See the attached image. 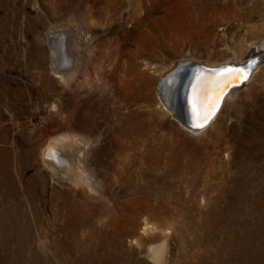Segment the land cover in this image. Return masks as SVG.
<instances>
[{"label": "rangeland", "instance_id": "rangeland-1", "mask_svg": "<svg viewBox=\"0 0 264 264\" xmlns=\"http://www.w3.org/2000/svg\"><path fill=\"white\" fill-rule=\"evenodd\" d=\"M61 27L73 31L84 73L71 84L52 69L48 32ZM252 42L264 45V0H0V264H153L149 248L168 230L175 264H243L232 232H202L200 201L218 193L207 157L223 175L253 151L263 160L264 264V66L203 134L173 118L158 93L182 58L223 62ZM125 75L134 77L127 89ZM63 134L78 138L97 192L44 162ZM215 140L238 144L228 155Z\"/></svg>", "mask_w": 264, "mask_h": 264}, {"label": "bare ground", "instance_id": "bare-ground-1", "mask_svg": "<svg viewBox=\"0 0 264 264\" xmlns=\"http://www.w3.org/2000/svg\"><path fill=\"white\" fill-rule=\"evenodd\" d=\"M229 1H233V0H229ZM48 38H49V45L52 51V69L53 72L55 73V76L63 80L66 84L73 83L74 80L77 79L81 73H83L80 68V62H79L80 52L73 31L67 27L54 28L52 30H49ZM69 56L73 58L72 62L68 60ZM263 60H264V45L261 42L250 43L247 48L246 55L245 54L240 55L238 53H235L234 56L223 60V62H215L209 64L195 58H182L178 62L176 61L177 63L173 64V66L167 68L164 71L161 79L162 84L161 86L159 85V90H158L160 100L163 104L164 109L169 111L173 116V110L168 106L167 100L169 99L173 100L174 96H176L177 97L176 101L178 102V97H179L178 94L180 93V90L178 94L176 93L177 95L175 94V90L177 86L181 84V81H184V78L186 77L185 76L186 72H188L187 71L188 68L185 66L190 65L191 62H194L196 64L202 63L211 68L217 66H224L225 64H244L250 61L256 63L257 68L251 74L249 80L245 82L241 88H237L231 91L225 97L222 106L223 108L224 105L227 103V101L235 100L241 92L249 89L251 83L258 77L261 70L263 69L264 66ZM217 73L218 72L215 73L208 72L202 74L200 80L195 85V88L202 80L213 81L217 79V75H216ZM102 75L105 77V74ZM195 77H197V75ZM133 78L134 77L131 75L123 76L120 81L121 88L125 87V89H127L130 86ZM234 84H241V82H236ZM234 84L229 85L225 91L227 92V90ZM206 96L208 98V101L214 99L215 92L213 90L212 84H209V90L207 91ZM192 97H193V92H192ZM221 110L219 111L218 114L215 113L213 116H211L208 123L203 128L200 129H193L188 126H184L182 122H180L179 120L178 121L190 132L198 135L203 134L211 126L216 124L217 120L219 119L220 116L219 114ZM59 111H60V105L55 102L52 105V112L59 113ZM223 140H219L217 142L215 140V143L214 142L213 143L215 147L220 148V151L222 150V146L224 145L226 151L229 153L228 155H231L230 153L235 150V146H237L238 143L225 140V143L222 142L221 144V141ZM79 144L80 142L76 136L70 134H63L60 137L53 139L49 143V145H47L46 149L43 151V155H42L43 160L46 163V165L48 164V166L52 168L55 174L58 175L59 177L68 180V182L70 181L75 185H86L91 189V191L97 192L93 183V178H91L88 170L86 169V166L82 164L83 163L81 161V156L83 155L82 152H78L74 148ZM256 150L260 151L258 147L256 148ZM214 154L216 153L214 152ZM249 155H250L249 158L247 156H242L241 158L236 159L235 161L233 160H230L229 162L226 161L228 163L229 169L223 175H219L218 172V169L221 168V166H219L217 162L218 158L215 155H211L209 156V158L207 157V159H209L205 164L208 168L207 176L209 178V181L211 182L210 183L211 186L214 187V189L217 190L218 193L213 197H209L207 194L202 195L203 198L200 201V204H202L203 208H207L208 210L203 212L204 220L202 222L201 229L203 230L202 232L207 236H211L212 234L214 235L215 233V235H220L221 239H225L229 234V232H232V234H234L239 240L237 246H239L241 243L243 244L240 247V249H242L241 252L235 255V258L237 259L236 261H238V263H243V264H256V259L258 255L257 240L259 237V221H260L259 202H258V197H259L258 180H259V173L262 169L261 162L263 160L258 159L256 157L257 154H255L254 151L252 155L251 154ZM187 169L188 171H195V169L197 168H195L193 165L189 163L187 164ZM148 229L150 228L145 227L143 231L147 232ZM172 235H173L172 231L168 230L164 238H162V240H160L157 244H154L149 248L150 250L148 253V257H149L148 259L151 263L175 264V259L173 257V246H172L174 237ZM200 248L202 249V247ZM201 252L196 253V256L200 259L201 257H203L201 256ZM197 264H199V262H197Z\"/></svg>", "mask_w": 264, "mask_h": 264}, {"label": "water", "instance_id": "water-1", "mask_svg": "<svg viewBox=\"0 0 264 264\" xmlns=\"http://www.w3.org/2000/svg\"><path fill=\"white\" fill-rule=\"evenodd\" d=\"M69 61H73V58L71 56H69L68 58ZM187 67V71L186 72V77L184 78V81H181V84H179L175 90V94L179 92L178 94V102L176 101V96H174V99L171 100H167V104L168 106L173 110V117L176 118L177 120H179L180 122H182V124L184 126H188L190 128L193 129H200L199 127H194V123H195V118L193 116V111H192V92L193 89L195 88V85L198 83V81L200 80L202 74L204 73H208V72H219L221 69L224 68H229V67H235V68H247L250 71V75L249 78L251 76V74L256 70L257 68V64L250 61V62H246L244 64H225L224 66H217V67H208L205 64H196L194 62H191L190 65L185 66ZM197 75V77H195ZM199 78V80H198ZM249 78L243 82H241V84H234L232 85L226 92V94L223 97L222 102L219 105V108L217 109V111L215 112L216 114L219 113V111L221 110L225 97L233 90L237 89V88H241L245 82H247L249 80ZM162 84V82H161ZM160 84V86H161ZM173 94V95H175ZM176 94V95H177ZM48 151V150H47ZM51 151V150H50ZM47 153V152H46Z\"/></svg>", "mask_w": 264, "mask_h": 264}, {"label": "snow or ice", "instance_id": "snow-or-ice-1", "mask_svg": "<svg viewBox=\"0 0 264 264\" xmlns=\"http://www.w3.org/2000/svg\"><path fill=\"white\" fill-rule=\"evenodd\" d=\"M216 75L217 79L213 81L202 80L193 90L191 103L193 116L195 118L194 127L203 128L208 123L211 116L217 111L224 95L226 94L225 90L228 86L236 82L247 80L250 71L244 67H229L221 69ZM209 84L213 85V90L215 92V97L211 101H208L206 96V93L209 90Z\"/></svg>", "mask_w": 264, "mask_h": 264}]
</instances>
